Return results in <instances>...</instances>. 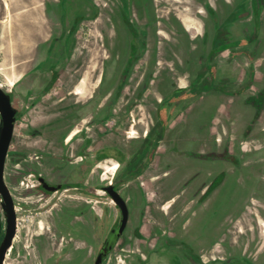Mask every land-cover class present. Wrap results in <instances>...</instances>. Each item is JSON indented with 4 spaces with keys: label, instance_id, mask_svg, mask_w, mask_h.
Returning a JSON list of instances; mask_svg holds the SVG:
<instances>
[{
    "label": "rangeland",
    "instance_id": "1",
    "mask_svg": "<svg viewBox=\"0 0 264 264\" xmlns=\"http://www.w3.org/2000/svg\"><path fill=\"white\" fill-rule=\"evenodd\" d=\"M44 1L47 6L44 5ZM210 1L214 4L215 0ZM230 1L228 0L227 4H230ZM205 2L203 0H0V88L12 95L13 105L17 110L9 156L5 164L4 180L17 209L16 217L19 222L4 264H93L105 231L114 221V213L104 211L102 217L98 213L99 205L95 203L97 198H93L92 193L82 195L76 191L64 190L51 195L43 194L34 187L36 182L33 177L25 176V179H22L18 171L29 174L33 169H38L40 173H44L57 167V163L52 162L50 166L40 170L36 165L38 154L30 150L34 146L41 147L45 144L47 146L54 133L59 131V127H62V131L66 129L65 124H68L67 135H71L77 129L88 127L85 124L89 120L88 115H84L85 119L81 127H74L72 122L74 118L70 115L76 114L75 107L79 104L71 105L72 103L67 101L69 98L75 102L86 100L90 95H100L98 110L104 113L108 102V99L104 98L116 88L121 74L125 99L134 100L135 94L144 90L147 84H149L147 94L149 96L155 94L156 86L152 80L160 79L162 67L166 66L171 74L175 73L174 70L171 71L169 63L156 65L157 60L161 61L163 56H179L176 53L172 54V50L169 51V44L177 43L185 34L193 45L191 50L194 46L199 47L201 28L203 23H208V19L197 10H202ZM141 5L144 10L149 8L148 14L141 9ZM181 18L188 22L190 27L187 28L188 30ZM259 18V38L262 40L264 11ZM124 20L131 22L137 28H144L143 38L146 42L145 54L137 55L136 58L141 57V59L136 61L131 70H126L129 37ZM243 20V28H239V33L234 31V35L238 37L241 35L240 31L245 34L253 29L254 23L247 14H244ZM39 23L43 27H40ZM107 28L110 30L106 32ZM194 36L196 37L193 38ZM94 39L98 40L101 48L97 61L91 64L92 77L87 83L88 86L83 88V91H86L85 96L80 98L70 94L74 90L69 85L72 71L70 66L80 51ZM261 46L258 53L254 50L256 53L253 60L254 68L250 70L247 69L245 60L241 63V49H233L231 55L232 67L235 68L233 73L240 74L239 76L235 74L233 77L239 86L237 88L239 92L245 90L242 83L249 80L253 86L248 91L237 98L214 95L205 97V100L197 99L184 111L180 124L187 122L188 125L185 126L188 127L182 134L189 136L191 141L184 142L182 146L190 153L188 156L192 159L187 161L189 158L187 156L169 159L171 155L166 154L168 145H162L156 152L153 147L151 148L142 166L143 170L145 169L144 173L130 184L131 186L136 182L141 184L148 198L149 208L145 213L144 225L141 229L142 240L132 239L129 230L126 239L119 242L104 264H138V259H144L148 251L160 246V240L156 241L151 236L153 227H158L160 230L168 229L171 233L170 237L174 236L186 243L185 247L180 246L178 249L185 255L182 259L184 264H193L191 261L193 255L189 253L188 248L190 245L196 252L200 251L199 256L204 262L213 258L217 262L220 258H234L238 264H264V202L261 204L262 207L254 202V205L247 204L249 207H245V213L251 217L244 214L235 217L229 215L227 219L230 223L223 236L216 227L223 213L235 207L233 200L245 188L240 185V180L246 182L250 171L245 170L240 174L235 172L233 186L224 188L220 192L217 188L211 200L200 206L196 203L198 195L196 196L195 193L207 173H215L217 176L221 169L225 168L223 165L221 168L220 162L215 160H199L195 157L196 154L203 151L216 154L223 150L224 146H228L232 154H239L241 166L248 167L253 163L249 158L264 149V111L259 122L252 126L249 135L241 136L252 116L249 107H241L242 100L264 86V42ZM252 47L253 45L247 46L248 49ZM198 50L196 48V51ZM205 51L206 49H203V52ZM226 56L227 52L220 54L218 58L225 60ZM242 69H245L244 72ZM54 72L57 73L56 80L45 93L43 90ZM125 73L127 78L123 80ZM174 77L176 76L167 79L169 84L174 82ZM180 77L182 80L179 84H185L188 77ZM237 88L232 90L235 91ZM122 102L124 101L112 109L107 121L99 122L87 131V136L92 140L90 153L98 148L110 146L121 149L124 156H131L140 147L142 134L149 130L148 126H151V117L154 113L152 104L144 106L141 103L142 106L130 116L120 111ZM138 119L141 122L134 129L137 132L135 136H139V139L127 138L129 134L124 131L130 132L131 129L125 128L126 124ZM150 132L153 134L155 129ZM32 136H36L35 139ZM80 144L79 138L72 137L67 143L69 153L75 151ZM111 153L117 154L115 151ZM107 160L109 162L104 164L106 167L117 163L111 158ZM262 161L260 160L261 163ZM170 163L171 165L166 168L165 165ZM92 169L93 173L89 175V189L96 184L108 182L114 172L105 173L103 168L95 166ZM164 170L167 172L162 178L161 174ZM228 174L231 172L229 171ZM194 175L196 179L187 185L188 179ZM55 180L61 182L62 173H59ZM256 183L258 190L259 187L262 188L259 180ZM158 192L162 201L173 200L170 209H160L162 203L158 201ZM249 199L253 201L252 196ZM99 201L108 202L104 197ZM100 205L107 206L104 203ZM152 205L156 206L154 210L157 213L152 212L150 208ZM81 210L83 215L79 214ZM0 217L4 222L1 205ZM1 238L2 234L0 240ZM222 243L230 245L232 251H226L225 247L220 245ZM173 259L175 264H178V258ZM150 264H162V258L157 255L152 256Z\"/></svg>",
    "mask_w": 264,
    "mask_h": 264
},
{
    "label": "flooded vegetation",
    "instance_id": "2",
    "mask_svg": "<svg viewBox=\"0 0 264 264\" xmlns=\"http://www.w3.org/2000/svg\"><path fill=\"white\" fill-rule=\"evenodd\" d=\"M203 1L206 2L202 5V10H197V12L203 13V15L208 19V23H203V26L201 28L202 34L199 41V47L194 46L191 50V46L193 45L183 33H181L183 34V38L180 41H177V43L169 44V51L172 50V54L176 53V55L179 56H163L161 58V61L157 60L156 65L169 63L171 64V71L174 70L175 73L171 74L169 72V68H167L166 66L162 67V71L160 72V79L158 78L156 80H152L154 82V86H156L155 94H152V96H149L147 94L149 85L147 84L144 90H140L135 94L134 100H131L130 98L125 99V95L123 94L124 85L121 84L120 78L123 76L121 74L116 88H114L113 92L109 93L107 97L104 98L108 99L106 110H104V113H100V111L98 110L99 105L97 104L99 102L100 95H90V97L86 100H76L75 102H73V99L66 98L68 99L67 101L72 103L71 105H74L73 103L79 104V106L77 105L75 107L76 110L74 112L76 114L70 115L74 118L72 122L75 128L77 126L81 127L85 119L84 115H88L89 120L85 123L88 127L83 128L86 131L81 128L77 129L71 135H67L66 129L68 124H65L64 128L66 129L63 131L62 127H59V131H56L54 133L53 138H50L47 146L46 144L41 147L34 146L30 150L38 154V157H36V165L40 167V170H42L45 166H50L52 162L57 163V167L52 168V170H49L47 168V170L49 171H45L44 173H40L38 169H33L29 174L18 171V174L22 175L20 176L22 179H25V176L33 177L34 181L36 182V185L34 187H36V189L43 194L51 195L53 193L61 192L64 190L76 191V193L82 195L92 193L93 198H97L95 199V203L99 205L98 208L100 209L98 213H100L102 217L104 211H106L107 213H114V221L110 228L105 231L103 242L98 247L95 259L100 250L103 249V247L108 242L111 232L118 229L121 221V210L118 205L114 203L109 193L106 191V188L112 187L113 191L117 193V195L125 203V206L127 208V222L120 237L117 239L111 250L107 252L101 264L105 263V261L115 250L119 242L126 239V235L128 234L127 232H129V230H131L130 236L132 239L142 240L141 229L144 225L145 213L149 208L147 206L148 198L146 195V191L143 190L141 184L137 182L134 184V186H131L130 184L139 179L144 173L145 169L143 170L142 166H144L146 162L145 159L148 157L151 148L153 147L154 151L156 152L162 145H168L166 154L171 155L170 158L168 156V158L171 160L173 158H185L186 156L189 157L188 155L190 153H188L187 150L182 146L184 142L191 141V138L189 136L182 134L188 127L185 126L188 125L187 122H182L180 124L181 116L183 115L184 111L187 110L188 107L197 99L203 100L205 97H212L214 95H224L227 96V98H237L239 96H242L245 91H248L253 86L252 82L247 80L246 83H242V86H244L245 90L239 92V89L237 88L238 84H236L233 77H235V74H237L238 76L240 74L233 73L235 68L232 67L233 60H231V58L233 57H231V55L234 52L233 49H241V63H243V61L245 60V62L247 63V69L249 68L248 70L254 68L253 60L255 54L258 53L259 48L262 47L261 44L264 42V39L260 40L259 38L260 31L258 27L260 21L259 16L264 11V4L261 11L257 10L258 5H261L262 0H231L229 2L230 4H227L228 0H215L214 4L211 3L210 0ZM44 5L47 6L46 1H44ZM141 9L145 12V14H148L147 11L149 8L147 10H144L141 5ZM244 14H247L248 18L253 21V29L251 32L245 34H243V31H240L241 35H239L238 37V35H234V31L236 30L239 33V28H243L242 23L244 21ZM181 20L182 23L187 26L186 29L190 28L188 22H186V19L181 18ZM128 23L129 25L125 24V30L129 37V41L127 44L129 52L126 63L128 67H126V70H131L136 64V61L141 59V57L136 58L137 55L145 54L146 42L143 38L144 28H137L129 21ZM40 29L43 30L45 28ZM108 30H110V28H107L106 32ZM160 33L161 32L159 31L158 34ZM195 37L196 36H194L193 38ZM248 45H253V47L248 49ZM100 48L101 46L99 45L98 40L94 39V41L91 44L86 45L80 51L79 55L75 57L74 61L71 62L70 68H72V71L70 73L69 85L74 88V90L71 91L70 94L78 96L80 98L85 96L86 91H83V88L88 86L87 83L92 77L93 70L91 68V64L97 61ZM196 48H198L199 50L196 51ZM203 49H206V51L203 52ZM254 50H257V52L255 53ZM226 52L227 56L225 60H220L218 58L220 54H224ZM158 53L159 51L157 52V54ZM242 70L244 72L245 69ZM126 74L127 73H125L124 75ZM173 75L176 76L173 78L174 82L169 84V81L167 79H169V77L171 79ZM180 76L184 78L188 77V80H186L185 84L183 85L179 84V82L182 80ZM56 77L57 73H52V76L43 92L46 93L49 91V89L54 84ZM126 78L127 75L125 76V78H123V80H125ZM143 84L144 83H142V85ZM8 85H10V83H8ZM233 88H237L238 90L236 89L235 91H233ZM77 90L80 92L79 94H75ZM6 93L10 96L12 106L17 114V110L13 105L12 95L8 92ZM121 101L124 102H122V104L120 105V111H123V113H128V115L130 116H132V113L136 109H139V107L142 106L141 103H143L144 106H149L148 104H152L151 106L153 107L154 113L151 117V126L144 124L145 126L149 127V130L145 131L142 134V139L139 142L140 147L131 156H124L125 154H123L121 149L117 147L110 148V146L107 148H98L96 151L90 153L92 140L90 136H87V131L90 130V127L96 126V124H98L99 122L107 121V119L111 116L112 109H114L117 105L119 106ZM242 106H247L252 111L251 119L248 121L246 128L241 134V136L246 137L253 129L252 126L256 125L259 122L264 111V86L251 96H246L242 100L241 107ZM160 117L162 119L161 121ZM140 122L141 120L138 119L137 121L131 120L130 124H126L125 128L131 129L130 132L124 131V133L129 134L127 138L139 139V136H135L137 132L134 128ZM153 129H155V132L151 134L150 131H152ZM35 137L36 136H32L33 139H35ZM72 137H75L76 139L79 138L81 144L75 151L69 153L67 143L71 141ZM34 145H36V143H34ZM113 151H115L117 154H112L111 152ZM8 156L9 149L6 156V161ZM16 156L19 157L18 155ZM195 157L203 161H218L220 162L221 168L222 165L223 167L225 166V168L221 169L220 174H218L217 176L215 173H207L205 179L201 182L200 185H198L195 193L196 196L198 195L196 198V203L199 206L207 200L209 202L211 200L213 192L218 190L217 188H219L218 191L220 192L224 188L227 189V187L229 188L233 186V184L235 183V172L237 174H240V172H243L245 170L250 171L248 173L246 182H242L240 180V185L245 186V188L242 189L238 193L237 197L233 200V202H235V207H232L227 212L223 213L220 222L218 221V224L216 225V227L219 229L220 235L223 236L224 232L227 230L228 224L230 223L227 219L229 215L235 217L239 214H244L248 217H251L249 214L245 213V207L248 206L249 203L251 205H254L253 202L257 206H261V204H263L264 202V149L261 152L255 153L251 158H249L253 163L248 167L241 166L239 154H232L228 146H224L223 150L217 152L216 154H210L203 151L200 154H196ZM109 158L115 160L117 163H113L110 167H106L104 164L109 162L107 160ZM190 159L192 158H187V161ZM260 160H263L262 163L260 162ZM170 165L171 163L165 165V167L168 168ZM94 166L103 168L105 173H108L109 171L114 172L112 173L108 182H106L105 184H96L95 186H92V189H89V175L90 173H93L92 168ZM229 171L231 172V174H228ZM166 172L167 170L163 171V173L161 174L162 178L165 177ZM59 173H62L63 175V180L61 182L55 180L57 179ZM195 179L196 175L189 178L187 185L191 184ZM258 180L262 183V188L259 187V190L256 183ZM44 184H46L48 187L60 186V188H58L54 192H50L44 188ZM250 196H252L253 201L249 199ZM103 197L104 199L108 200V202H100L99 199ZM254 199L256 200L254 201ZM158 201L159 203H162L160 205L161 210L170 209V207L173 206V200L162 201V199H160L159 197V192ZM101 203H104V205L107 206H101ZM167 203L170 204L165 205ZM150 208L153 213H157V211L154 210L156 206L152 205ZM16 212L17 209L15 207V213ZM79 214L83 215V210H81ZM0 222V234H2L3 238L5 231V218L3 222L0 217ZM18 225L19 222L17 219V228ZM131 225L132 227L130 228ZM152 230L153 232H151V236L156 241L160 240V246H158V248H152L150 251H148L144 259H138V264H150L152 256L155 255L162 258V264H175V259L173 258H178V264H184L182 259L185 255L181 254L178 249L180 248V246L185 247L186 245L184 244L186 243L181 242L180 240H178V238H174V236L170 237L169 235L171 233L168 231V229L160 230V228L158 227H153ZM222 236L220 238H222ZM221 241L223 242L224 240ZM220 245L222 247H225L226 251H232L230 245H228L227 243H222ZM188 248L190 251L189 253L193 255V257L191 258L193 264H227L228 262L229 264H238L237 260H235L234 258H220L218 262L215 258H213V260L204 262L199 256L200 251L196 252L192 248V245H190ZM173 254H177V256H173ZM95 259L93 261V264L95 262Z\"/></svg>",
    "mask_w": 264,
    "mask_h": 264
},
{
    "label": "water",
    "instance_id": "3",
    "mask_svg": "<svg viewBox=\"0 0 264 264\" xmlns=\"http://www.w3.org/2000/svg\"><path fill=\"white\" fill-rule=\"evenodd\" d=\"M264 0H262V4ZM257 9L262 10V6ZM15 109L12 106L10 96L0 88V198L1 208L5 218V231L2 240L0 241V264H4L7 251L12 245V241L16 235L17 230V217L15 213V207L10 191L4 181V167L7 152L11 144L12 136L14 133L15 124ZM44 188L47 191L54 192L60 186L48 187L44 184ZM110 197L121 210V221L117 230H113L110 234L108 242L98 253L94 264H101L108 251L111 250L117 239L120 237L122 231L125 228L127 222V208L124 201L115 193L112 187L106 188ZM1 230V222H0Z\"/></svg>",
    "mask_w": 264,
    "mask_h": 264
},
{
    "label": "bare ground",
    "instance_id": "4",
    "mask_svg": "<svg viewBox=\"0 0 264 264\" xmlns=\"http://www.w3.org/2000/svg\"><path fill=\"white\" fill-rule=\"evenodd\" d=\"M85 76V75H84ZM84 76H83V78H84ZM84 86V85H83ZM78 87H80V86H78ZM80 89V88H79ZM82 91V90H81ZM80 92L77 90L76 92H75V94H79ZM130 134H132V133H130ZM134 137V136H133Z\"/></svg>",
    "mask_w": 264,
    "mask_h": 264
},
{
    "label": "crops",
    "instance_id": "5",
    "mask_svg": "<svg viewBox=\"0 0 264 264\" xmlns=\"http://www.w3.org/2000/svg\"><path fill=\"white\" fill-rule=\"evenodd\" d=\"M31 25H32V24H31ZM38 25H39L40 27H42V26H43V25H42V24H40V23H39ZM37 29H38V30H41L40 28H37Z\"/></svg>",
    "mask_w": 264,
    "mask_h": 264
},
{
    "label": "trees",
    "instance_id": "6",
    "mask_svg": "<svg viewBox=\"0 0 264 264\" xmlns=\"http://www.w3.org/2000/svg\"><path fill=\"white\" fill-rule=\"evenodd\" d=\"M124 23H125L126 25H129V23H128V21H127V20H124Z\"/></svg>",
    "mask_w": 264,
    "mask_h": 264
}]
</instances>
